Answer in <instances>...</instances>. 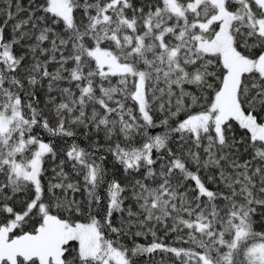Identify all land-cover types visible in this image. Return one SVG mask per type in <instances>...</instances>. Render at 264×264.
<instances>
[{
	"label": "snow or ice",
	"instance_id": "snow-or-ice-1",
	"mask_svg": "<svg viewBox=\"0 0 264 264\" xmlns=\"http://www.w3.org/2000/svg\"><path fill=\"white\" fill-rule=\"evenodd\" d=\"M0 264H264V0H0Z\"/></svg>",
	"mask_w": 264,
	"mask_h": 264
}]
</instances>
